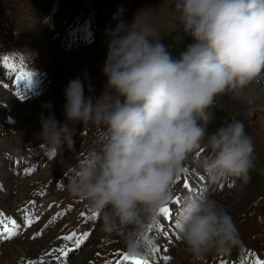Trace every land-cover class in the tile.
<instances>
[{"label": "clouds", "instance_id": "9594fccd", "mask_svg": "<svg viewBox=\"0 0 264 264\" xmlns=\"http://www.w3.org/2000/svg\"><path fill=\"white\" fill-rule=\"evenodd\" d=\"M174 7L193 41L178 58L150 24L121 20L107 30L103 94L86 97L77 77L65 89L66 121L40 117V137L55 154L74 148V125L103 126L101 147L73 165L67 191L87 201L103 233L122 238L129 257L143 260L157 249L150 233L160 225L161 209L175 200L186 161L202 145L211 155L199 166L212 183L230 177L247 183L255 167V145L241 121L211 134L208 126L217 96L264 72V0H175ZM175 226L194 261L240 244L232 216L207 189L184 198Z\"/></svg>", "mask_w": 264, "mask_h": 264}, {"label": "rangeland", "instance_id": "374dc122", "mask_svg": "<svg viewBox=\"0 0 264 264\" xmlns=\"http://www.w3.org/2000/svg\"><path fill=\"white\" fill-rule=\"evenodd\" d=\"M43 3H45L43 0H0V28L2 34L6 36V40L12 39L18 31L15 45L26 50L38 67L48 71L51 67L48 92L38 99L24 101L25 103L18 102L9 95V90L5 88L6 85H0V196H4L10 205L9 208H6L0 204V211L18 215L19 211L22 212L20 206L33 198H39L40 201L65 200L71 203L70 213L64 224H57L56 221L46 219L28 230L23 227L17 235L11 238H0V264H12L17 257L19 260L21 257H26L25 255L21 256L22 254H26L28 258H36L57 243V236L64 231L65 225L80 223L78 209L82 207L84 201L74 198L67 191L66 186L70 176L62 178L69 167L84 158V154L92 149L99 150L101 147L97 141L101 133L100 130L103 128L102 125L76 124L74 125L76 128L74 148H67L65 145L63 151L55 154L52 159L45 158L37 166L32 167V171L27 174H18L17 167L13 165L12 156H28L32 159L33 156L29 150L44 143L40 137L42 114L44 116L54 115L61 124L66 121L64 93L69 81L79 77L85 85V96H91L93 100L103 94L107 84V77L103 74L102 69L107 56L109 38L98 41L96 46L63 50L58 45V38L52 32L53 24L60 20L57 16L63 14L70 17L73 11L81 6L79 0H66L65 8L47 22H42V16L37 11V7ZM174 3L175 0H137L132 4L129 13L124 15L123 21L130 25L137 17L138 22L150 24L158 32L162 43L167 46L173 57L178 58L184 50V42L189 39V36L179 22V14L175 10ZM179 48L181 50H177ZM89 86L93 91L88 90ZM246 90L249 91V95L243 96ZM262 90H264V72L245 87L217 96L212 108L220 120H213L208 126V132L211 134L226 122L238 120L244 124L245 133L251 137L255 145V167L249 172L248 182L245 183L239 178L230 177L219 183L211 182L206 187V179L202 175L198 176L199 162L211 155V149L205 144L200 148L202 151L197 150L185 163V166H189L193 171L190 172L189 177L197 186L189 179L188 170L184 172L189 181L188 190L184 187L186 181L184 178L182 182L180 178L174 186L175 196L184 192L187 195L198 194L199 189L205 188L211 198L223 209L232 200L230 195L236 194L233 190L241 188L245 183L244 185L247 186L245 195L249 198L243 200L241 207L239 206L237 211L231 215L240 238V244L225 253L231 256H238L244 249L252 248L257 249L261 257H264V190L258 193L259 189H264V96L260 101L256 98V94ZM108 92L115 95L111 90ZM5 97H8L9 100ZM237 100L246 103L245 111L242 112L237 108ZM46 104H51L50 111L44 107ZM8 117L15 121L12 125L8 124ZM82 130H87V135H80ZM2 171L6 174L5 176ZM58 180L61 181L57 182ZM252 193L257 196H252ZM181 198L178 196L177 200H174L179 203H175V205H180L183 202ZM168 206L170 213L167 218L161 214L160 225L155 229L157 232L154 230L150 233L155 237L158 236L157 248L160 249L158 252L160 264H179L183 261L185 264H206L208 262H204V260L211 261V259H217L223 255L211 252L205 255L201 261H194L181 241L178 229L173 230L178 213L175 212L173 205ZM162 218L163 220H161ZM164 219L173 220V222L168 226L169 223L165 224ZM101 223L102 221L99 219L92 226L91 234L78 252L79 255L85 252V258H93L95 243L99 237L105 235L101 231ZM87 227H89V223ZM38 228H42V236L36 235L35 231ZM171 233L174 234L172 238H170ZM111 237L114 239L111 240L112 243L121 244L120 248H125L119 235L112 234ZM173 247L177 249L174 253L172 252ZM73 255L76 254L70 255L68 264H76ZM165 256H169L171 259L165 261ZM148 258H152L151 261H154V254ZM120 264L131 263L121 261Z\"/></svg>", "mask_w": 264, "mask_h": 264}, {"label": "bare ground", "instance_id": "6f19581e", "mask_svg": "<svg viewBox=\"0 0 264 264\" xmlns=\"http://www.w3.org/2000/svg\"><path fill=\"white\" fill-rule=\"evenodd\" d=\"M98 43H95L94 44V46H96ZM53 45V44H52ZM52 56V55H51ZM49 57V56H48ZM47 57V58H48ZM50 58V57H49ZM38 67V66H37ZM49 71H51V67H49ZM8 93V92H7ZM249 95V91L248 90H246V91H244V93H243V96H248ZM257 96H256V98H257V100H261L262 98H263V96H264V90H262V91H259L257 94H256ZM7 100H9V98L8 97H5ZM38 99V98H37ZM25 103V102H24ZM236 105H237V108L239 109V110H241L242 112L243 111H245L246 110V103L244 102V101H242V100H237L236 101ZM12 125V124H11ZM193 158V157H192ZM194 163V162H193ZM186 167V169L188 170V177H189V174H190V172H193L192 170H191V168L189 167V166H185ZM198 169L200 170V172H198V176L199 177H201V175L206 179V182H205V184H206V187H208L209 186V184L211 183V181L208 179V177L206 176V174H204V173H202L203 172V170H202V168L199 166L198 167ZM2 174H4V176L6 175L5 173H3V171H2ZM183 175H185V173H183L182 175H181V177H183ZM187 177V178H188ZM189 179H190V177H189ZM4 180H6V178H4ZM191 180V179H190ZM192 181V180H191ZM182 182V181H181ZM193 182V181H192ZM179 183V182H178ZM194 183V182H193ZM195 184V183H194ZM245 184V183H244ZM242 185L241 186V188H237V189H234L233 191H234V193H236V194H233V195H230L232 198V200L231 201H229V204H227L228 206L226 207V208H223L224 210H226L230 215H232V213H234V212H236L237 211V208L241 205V202L243 201V200H245V199H248L249 197H246L247 195H245V189H246V185ZM196 185V184H195ZM197 186V185H196ZM198 188V187H197ZM255 188V187H254ZM260 188V187H259ZM185 189H187V188H185ZM204 189L205 188H201V189H199L198 190V194L199 193H201V192H203L204 191ZM250 189V188H249ZM253 189V188H252ZM188 190V189H187ZM251 190V189H250ZM256 190V189H255ZM264 189L263 188H261V189H259V191H258V193L259 192H261V191H263ZM252 192V191H251ZM250 192V193H251ZM255 192V191H254ZM256 194L255 193H252V196H255ZM179 197H182L181 198V200L183 201L184 200V198L187 196V194L184 192V193H180L179 195H178ZM178 196H175V200H177L176 198L178 197ZM257 196V195H256ZM260 196V195H259ZM263 196V195H262ZM220 198V197H219ZM230 198V197H229ZM228 198V199H229ZM224 199V198H223ZM252 200V199H251ZM175 203H177V202H172L171 203V205H173L174 206V208H175V212L176 213H178V211H179V208H180V206L182 205L181 203H183V202H181L180 203V205H177V204H179V203H177L176 205H175ZM245 203V202H244ZM252 203V202H251ZM250 203V204H251ZM0 204L1 205H3L4 207H6V208H9L10 207V205L8 204V202H6V200L4 199V196H0ZM241 207V206H240ZM247 207V206H246ZM260 208V207H259ZM239 210V209H238ZM235 217V216H234ZM173 218H175V217H173ZM241 218V217H240ZM239 219V218H238ZM237 219V220H238ZM161 220H163V218L161 219ZM165 221H166V223L165 224H168V226L169 225H171L172 224V222H173V220H171V221H168L167 219H164ZM236 222H238V221H236ZM160 229V228H159ZM173 230H177V228H176V226H173ZM156 232H157V230H155ZM160 231H161V229H160ZM159 232V231H158ZM157 234V233H156ZM174 236V234L173 233H171V236H170V238H172ZM156 238H158V236L156 237ZM114 240V239H113ZM161 240V239H160ZM55 244V243H54ZM182 244V243H181ZM121 247V244H119V245H117L116 246V250L119 248V249H121L120 248ZM115 250V251H116ZM177 251V249H175L174 247L172 248V252L174 253V252H176ZM76 253V252H75ZM74 253V254H75ZM215 254V253H214ZM26 256V257H28L26 254H22L21 256ZM85 255H86V253L84 252L83 254H81V255H73L74 256V260L76 261V264L78 263V264H85L88 260H91L92 258H85ZM212 255H213V253H212ZM211 255V256H212ZM20 257V256H19ZM188 257V256H187ZM15 261H14V263H12V264H17V262L19 261V258L17 257L16 259H14ZM42 260V259H41ZM40 260V261H41ZM121 261H127V262H130L129 260H124V259H122ZM131 263V262H130ZM132 264V263H131ZM179 264H185L184 263V261L183 262H181V263H179ZM186 264H190V263H186Z\"/></svg>", "mask_w": 264, "mask_h": 264}, {"label": "snow or ice", "instance_id": "6c2138e0", "mask_svg": "<svg viewBox=\"0 0 264 264\" xmlns=\"http://www.w3.org/2000/svg\"><path fill=\"white\" fill-rule=\"evenodd\" d=\"M2 60L6 64L9 60V58L3 57ZM14 68H15V66L13 65V69ZM30 76H31V73H29L27 71L19 73L20 79H25V78H28ZM52 155L54 156L55 153H52ZM186 171H187V169H186ZM184 187L188 188L189 185L187 183H185ZM169 213H170L169 207H165L164 209H161V214H164L165 218H167V215ZM4 215H5L4 213L0 212V217H4ZM81 215H83V213ZM97 218H98L97 214L93 213L91 216V219L95 220ZM5 221H7V222H5ZM28 223L30 225L31 221H28ZM21 227H22V225L20 223H18L17 220L12 218V217H5L4 219H0V238H3V237L11 238V237L17 235V233L21 229ZM75 235H76L75 233H72V235L65 236L64 239L71 240V239H73V237ZM87 238H88V234L84 233L82 238L76 240L77 247H79L84 242V240ZM159 251H160V249L157 248L154 253L159 252ZM61 252H63V250H61ZM64 254L66 255L67 253H64ZM123 259L124 260H130L133 262V264H148L147 260L139 259L136 257H129L127 254H123ZM170 259H171V257H169V256L164 257L165 261H169ZM30 264H37V262H30ZM106 264H113V262L107 261ZM255 264H264V260H257L255 262Z\"/></svg>", "mask_w": 264, "mask_h": 264}, {"label": "trees", "instance_id": "16d2710c", "mask_svg": "<svg viewBox=\"0 0 264 264\" xmlns=\"http://www.w3.org/2000/svg\"><path fill=\"white\" fill-rule=\"evenodd\" d=\"M193 41H192V39L189 37V39L188 40H186L185 42H184V49L190 44V43H192ZM177 50H181V48H179V49H177ZM178 54V52L176 53V55ZM210 111L211 112H213L214 110H213V108H211L210 109ZM214 113V112H213ZM214 121H216V120H220L219 118H218V116H217V114L216 113H214V119H213Z\"/></svg>", "mask_w": 264, "mask_h": 264}]
</instances>
